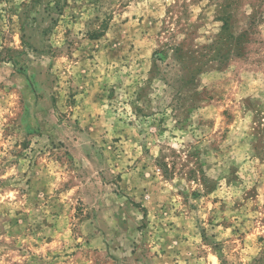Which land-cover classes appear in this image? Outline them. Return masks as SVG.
Masks as SVG:
<instances>
[{
    "label": "rangeland",
    "instance_id": "374dc122",
    "mask_svg": "<svg viewBox=\"0 0 264 264\" xmlns=\"http://www.w3.org/2000/svg\"><path fill=\"white\" fill-rule=\"evenodd\" d=\"M0 264H264V0H0Z\"/></svg>",
    "mask_w": 264,
    "mask_h": 264
}]
</instances>
